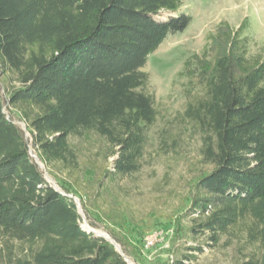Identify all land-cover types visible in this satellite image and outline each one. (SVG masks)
<instances>
[{
    "label": "trees",
    "instance_id": "16d2710c",
    "mask_svg": "<svg viewBox=\"0 0 264 264\" xmlns=\"http://www.w3.org/2000/svg\"><path fill=\"white\" fill-rule=\"evenodd\" d=\"M183 7V0H0V264H128L81 226L70 190L47 182L6 108L26 123L46 165L76 171L70 138L94 134L115 158L112 178L138 174L160 116L143 70L190 26ZM162 12L176 16L160 22ZM239 31L220 26L192 68L201 92L180 121L201 135L211 170L194 184L189 236L209 249L237 243L240 264H264V59L248 57ZM204 245L172 264L195 263Z\"/></svg>",
    "mask_w": 264,
    "mask_h": 264
},
{
    "label": "rangeland",
    "instance_id": "374dc122",
    "mask_svg": "<svg viewBox=\"0 0 264 264\" xmlns=\"http://www.w3.org/2000/svg\"><path fill=\"white\" fill-rule=\"evenodd\" d=\"M183 5L182 12L192 17L190 26L170 36L143 70L149 75L148 90L156 97L160 116L149 130L145 163L138 174L112 178L107 172L113 171L115 158L105 140L94 134L70 138L78 155L76 171L46 165L37 155L26 123L6 108L24 132L31 157L47 182L59 191L64 192L63 186L70 190L69 197L79 206L81 226L117 246L128 264H172L193 254L189 246L205 244L204 238L194 241L189 236L188 212L194 184L211 167L202 158L201 135L180 121L189 102L201 92L190 78L196 58H203L218 28L228 24L241 27L240 38L249 40L250 59H264V0H183ZM175 16L162 12L155 19L166 22ZM158 229L168 232L167 237L145 249L146 236ZM225 241L214 249L204 245V253L197 254L193 264H240L244 255L239 245L227 247Z\"/></svg>",
    "mask_w": 264,
    "mask_h": 264
},
{
    "label": "built area",
    "instance_id": "2783aa9c",
    "mask_svg": "<svg viewBox=\"0 0 264 264\" xmlns=\"http://www.w3.org/2000/svg\"><path fill=\"white\" fill-rule=\"evenodd\" d=\"M167 235H168V232H165L164 230H161V229L151 232L145 238V241H144L145 249L150 250L154 248L158 243L164 240V238H166Z\"/></svg>",
    "mask_w": 264,
    "mask_h": 264
},
{
    "label": "water",
    "instance_id": "95a60500",
    "mask_svg": "<svg viewBox=\"0 0 264 264\" xmlns=\"http://www.w3.org/2000/svg\"><path fill=\"white\" fill-rule=\"evenodd\" d=\"M75 203L78 205V203L75 201ZM78 208H79V206H78ZM92 233H94L96 236H98V237H102V238H104V239H106L105 237H103V236H100V235H98V234H96L94 231H91ZM107 240V239H106ZM118 251H119V248L116 246L115 247ZM121 252V251H120ZM122 253V252H121ZM126 262L128 263V261H127V259H126Z\"/></svg>",
    "mask_w": 264,
    "mask_h": 264
}]
</instances>
